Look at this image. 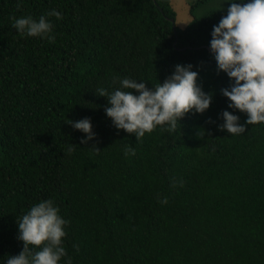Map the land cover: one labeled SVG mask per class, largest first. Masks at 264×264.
<instances>
[{
  "label": "trees",
  "instance_id": "1",
  "mask_svg": "<svg viewBox=\"0 0 264 264\" xmlns=\"http://www.w3.org/2000/svg\"><path fill=\"white\" fill-rule=\"evenodd\" d=\"M230 2L247 0L191 1L179 28L168 0H0V264L23 248L17 220L47 199L69 222L60 264H264V123L228 107L233 81L210 49ZM53 9L54 42L12 27ZM177 64L192 65L210 107L140 140L115 128L97 89H152ZM224 110L244 133L218 127ZM83 118L86 143L67 122Z\"/></svg>",
  "mask_w": 264,
  "mask_h": 264
},
{
  "label": "clouds",
  "instance_id": "2",
  "mask_svg": "<svg viewBox=\"0 0 264 264\" xmlns=\"http://www.w3.org/2000/svg\"><path fill=\"white\" fill-rule=\"evenodd\" d=\"M223 0L215 9H221ZM20 7V4H17ZM47 17L61 19V13L55 9L41 15L39 20L31 16L11 18L12 27L20 35L47 38L53 25ZM187 22L184 24H188ZM210 49L217 63V71H224L233 81L221 93L227 97L229 108L246 113L245 124L264 123V0L230 2L227 14L222 16L211 32ZM191 64L175 66L173 74L163 83L149 89L145 83L124 78L119 81L120 88L112 93L97 89L99 96L107 98L104 110L115 128L134 134L137 140L145 133H152L157 127L175 131L178 121L188 112L195 110L203 113L210 107L212 95L205 93L197 84L198 73L191 71ZM122 89L135 90L124 91ZM223 123L219 128L229 134L240 135L245 132V124L238 123L239 117L231 112H222ZM72 127L85 133L81 143L93 139L90 118L72 122ZM72 149L70 148L69 151ZM99 151V150H97ZM125 156L134 155L135 150L125 146ZM175 186V182H173ZM180 186H183L180 182ZM167 204V198L160 201ZM18 221V239L23 248L18 255L10 256L6 264H60L67 255L62 238L64 226L69 222L59 215V209L51 199L34 204ZM31 248L40 250L33 252ZM66 264H72L71 258Z\"/></svg>",
  "mask_w": 264,
  "mask_h": 264
},
{
  "label": "rangeland",
  "instance_id": "3",
  "mask_svg": "<svg viewBox=\"0 0 264 264\" xmlns=\"http://www.w3.org/2000/svg\"><path fill=\"white\" fill-rule=\"evenodd\" d=\"M194 0H168L169 5L175 12L174 24L183 28L189 20L190 16L187 12L188 4Z\"/></svg>",
  "mask_w": 264,
  "mask_h": 264
}]
</instances>
